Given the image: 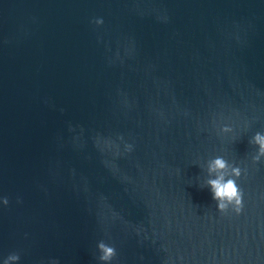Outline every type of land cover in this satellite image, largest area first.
I'll return each instance as SVG.
<instances>
[{
  "label": "water",
  "instance_id": "1",
  "mask_svg": "<svg viewBox=\"0 0 264 264\" xmlns=\"http://www.w3.org/2000/svg\"><path fill=\"white\" fill-rule=\"evenodd\" d=\"M256 132L264 0H0V264H264Z\"/></svg>",
  "mask_w": 264,
  "mask_h": 264
},
{
  "label": "clouds",
  "instance_id": "2",
  "mask_svg": "<svg viewBox=\"0 0 264 264\" xmlns=\"http://www.w3.org/2000/svg\"><path fill=\"white\" fill-rule=\"evenodd\" d=\"M97 24L102 23V20L97 19L95 21ZM229 127H223L221 132H230ZM250 144L257 146L256 155L252 157L253 162H257L261 157H264V133L256 132L251 140ZM228 166L227 162L222 157H216L212 159L208 165V172L217 173L215 178L208 179L206 181L207 187H209L213 200L216 201V208L219 212H225L231 205L233 210L237 213L241 210V199L242 192L236 183V179L241 175V170L238 167H232L231 177L225 178L223 175V170ZM0 203L4 205L8 204V199L4 198ZM97 249L101 253L99 260L108 264L109 261L116 255L115 249L112 246L106 245L103 241L97 244ZM19 256L17 254L9 255L4 264H11V262L18 261ZM52 264H58L57 261H53Z\"/></svg>",
  "mask_w": 264,
  "mask_h": 264
}]
</instances>
